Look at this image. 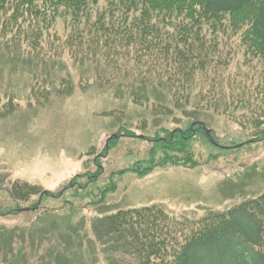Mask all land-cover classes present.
Returning <instances> with one entry per match:
<instances>
[{
	"label": "trees",
	"instance_id": "obj_1",
	"mask_svg": "<svg viewBox=\"0 0 264 264\" xmlns=\"http://www.w3.org/2000/svg\"><path fill=\"white\" fill-rule=\"evenodd\" d=\"M61 21L63 38L56 34ZM43 48L57 55L66 50L75 64L90 70L87 79L126 80L122 88L140 105L147 103L138 99L153 96L147 108L154 116L178 123L185 118L180 126L146 134V156L126 172L144 177L156 169L195 168L200 165L197 144L219 151L208 154L211 160L221 152L264 142V0H0V50L6 56L28 53L38 59ZM224 48H229L226 53ZM211 114L254 133L223 145L204 121ZM119 135L137 138L133 130L121 127L93 158L97 169L75 174L56 192L15 181L4 190L11 203L0 207V215L19 212L14 207L31 197H37L33 210L47 215L58 210L43 206L48 199L59 201L61 209L89 199L93 190L86 184L96 181L102 170L99 160ZM87 175L90 180L78 181ZM113 187L105 186L102 196ZM95 223L92 233L97 242L102 239L100 248L110 245L111 236L133 264H264V192L194 221L150 205L119 210ZM12 234L6 239H13ZM67 241L63 239V259L51 255L54 264H71L74 256L65 251ZM50 251L57 252L58 245ZM17 253L9 247L3 255L6 264L25 261L23 248ZM42 259L35 263L47 264Z\"/></svg>",
	"mask_w": 264,
	"mask_h": 264
},
{
	"label": "rangeland",
	"instance_id": "obj_2",
	"mask_svg": "<svg viewBox=\"0 0 264 264\" xmlns=\"http://www.w3.org/2000/svg\"><path fill=\"white\" fill-rule=\"evenodd\" d=\"M56 28L57 36L63 38L62 21ZM48 48L41 50L43 57L38 59L28 53L6 56L0 50V207L11 203L4 190L15 181L56 192L75 174L94 172L93 158L102 154L107 139L121 127L133 130L137 138L119 135L115 146L100 158L102 170L96 181L86 184L92 196L73 200L75 207L61 209L59 201L48 199L43 206L58 210H48L47 215L33 210L37 197H31L14 207L19 212L0 215V264H6L8 258L3 255L9 247L14 254L23 248L26 262L21 264H37L41 255L42 261L47 258V264H54L51 255L64 258L63 239L69 240L64 248L69 257L74 256L71 264H133L111 236L107 237L110 245L100 248L102 239L97 242L92 233L95 222L119 210L150 205L194 221L264 192V142L221 152L211 160L208 154L219 151L197 144L200 165L195 168L156 169L144 177L126 172L146 156L150 147L148 140H142L146 134L153 136L159 127L180 126L185 118L178 123L154 116L147 108L153 96L138 95L142 98L138 102L147 103L140 105L131 91H124L126 80L105 83L95 81L93 75L87 79L91 74L86 65L75 64L66 50L56 51L57 55ZM45 92L48 97H43ZM210 116L204 120L206 126L223 145L254 133L226 117ZM116 172L121 174H112ZM86 179L90 177L78 181ZM112 184L115 187L102 196L101 190ZM10 233L13 239H6ZM55 245L58 251H50Z\"/></svg>",
	"mask_w": 264,
	"mask_h": 264
}]
</instances>
